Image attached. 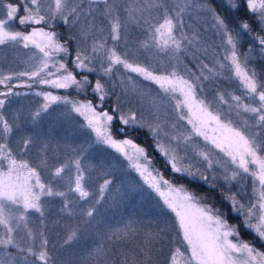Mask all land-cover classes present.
<instances>
[{
  "label": "snow or ice",
  "instance_id": "1",
  "mask_svg": "<svg viewBox=\"0 0 264 264\" xmlns=\"http://www.w3.org/2000/svg\"><path fill=\"white\" fill-rule=\"evenodd\" d=\"M245 36L264 53V0H0V49L28 50L0 70V264H161L165 249L163 264H264V71ZM232 80L240 94L216 87ZM56 111L82 118L79 147L39 130ZM98 145L158 197L152 218L97 225L112 184L94 187ZM61 228L80 249L62 258Z\"/></svg>",
  "mask_w": 264,
  "mask_h": 264
},
{
  "label": "rangeland",
  "instance_id": "2",
  "mask_svg": "<svg viewBox=\"0 0 264 264\" xmlns=\"http://www.w3.org/2000/svg\"><path fill=\"white\" fill-rule=\"evenodd\" d=\"M16 27H20L18 24ZM63 29H60V31ZM140 36L136 33H133L130 36V42L132 40H139ZM135 47V45H133ZM120 51H123V46L120 47ZM28 50L25 49H0V70L7 72L9 70L12 71H20L24 69V64L20 62V58H26L24 57V53ZM209 61H211V55L208 57ZM198 71V69H196ZM91 78H95V74H89ZM127 75V74H126ZM135 77V74H130ZM138 81H140L141 84H146L148 82L143 81L141 78L136 77ZM207 83V82H206ZM229 84H231V87H229ZM211 87V86H210ZM216 87L221 88L222 90L227 88L229 91H236L237 94H240L239 92V86L238 83L235 80H232L230 82L228 81H221L219 84L216 85ZM155 88V86H153ZM18 91H26V89H17ZM56 91V90H53ZM119 91V89H117ZM62 93V90H60ZM20 101V104L23 106V109L25 110V114L27 110L32 109L38 101L41 100L40 97H34V96H28V97H19L16 98ZM56 107V106H54ZM43 122L40 126V131L45 136L50 137V142L52 143V147L55 148L57 146V143L59 144V147L61 150L64 149L65 145H71L72 147H79L81 143L84 142L85 137L82 135L81 130L78 129V126L76 124V120H82L80 117H69L64 118L60 116V113L58 111L52 112L51 115H45L43 118ZM25 128H31V122L28 121L25 125ZM145 142V141H144ZM145 143H148L146 141ZM150 145V144H148ZM152 149H149V154ZM89 153L91 158L87 159V163L93 166V184L94 187L98 188L99 184L103 183V180L105 178L111 179L112 184L109 185V191L106 193V200L102 201L101 206H99V215L97 216V225L100 227L104 226H119V223L115 221L114 215L116 213L121 212V205H119L121 197L126 195L124 191L125 188H130L129 191L133 192H142L146 195V197H149L150 200H152L153 204L156 206L158 197L155 196V193L151 192L150 189L147 188L146 185H143L142 180L138 176V174L132 170L128 162L123 159L118 153L114 152L112 149L107 148L103 145H98L95 148H90ZM51 156L52 154L49 153ZM61 156L71 155V152L64 153L61 151ZM158 155V154H156ZM157 161V160H156ZM160 162L157 161V164L159 165ZM122 173H124L122 175ZM123 178V179H122ZM116 179V180H114ZM125 182H124V181ZM125 185V186H124ZM220 199L219 197H216ZM219 201V200H218ZM119 211H118V210ZM58 212V206L56 208L52 209V215L50 216V219H55V216ZM65 223L69 224L72 227H79L82 232L85 231V229L88 228L87 225L81 223L79 219H73V220H66ZM59 235L65 236L64 229H59L58 234L57 230L53 229L50 233V237H53L54 239H60ZM86 243V241H81V244ZM61 241L56 242L57 246V253L60 248ZM69 251L62 252L63 257L70 254V251H79V247L73 245L69 246ZM10 251L15 252L14 249H10ZM58 255V254H57ZM166 257V256H165Z\"/></svg>",
  "mask_w": 264,
  "mask_h": 264
},
{
  "label": "trees",
  "instance_id": "3",
  "mask_svg": "<svg viewBox=\"0 0 264 264\" xmlns=\"http://www.w3.org/2000/svg\"><path fill=\"white\" fill-rule=\"evenodd\" d=\"M61 31H63V30H61ZM250 42L254 45V48L250 54L251 58L249 60L248 66L250 68H255L257 70V72L259 73L261 71H264V53L260 52L259 46L255 44V41H253L251 37H248V36L244 37L242 44L240 46L241 52L242 53L247 52L248 44ZM144 141L145 142L148 141V143H145ZM136 142H138L142 145H148L151 143L150 140L146 139L144 133H141L139 136L136 137ZM149 149H152V148L149 147ZM150 155H155L156 160L158 162H160L161 158L158 155H156V153H154L152 150L150 152ZM123 174L124 173H122V175ZM114 180H116V179H114ZM190 186L193 188H200L201 191L206 190L202 186L197 185L195 182H193ZM125 189L126 190L124 191V193L126 195L121 197L120 202H119V205H121L122 209H121L120 213H116L114 215L115 221H117L120 224L122 221H127V219L129 217L142 218V219L152 218V216L155 214V210H156L155 205L153 204L152 200H150L149 197H146V195L142 192L137 193V192H133L132 190L129 191L130 188H125ZM213 195H216V194L213 193ZM216 197H219V196L216 195ZM216 199H217V201L219 200L218 198H216ZM229 219L231 220L232 218L230 217ZM241 233H242L243 239H245V240L252 239L251 235L248 232L244 231L243 229H241ZM59 237H60V239H57V238L54 239L53 237H50V239L52 241H54L55 243L57 241H61V244H62L64 236L59 235ZM58 252L59 253H56V254H58L57 256L62 258L63 257L62 252H67V251H65L64 249H59ZM166 255H167V249H165L164 253H162V255H161V264H163V261L165 260Z\"/></svg>",
  "mask_w": 264,
  "mask_h": 264
}]
</instances>
